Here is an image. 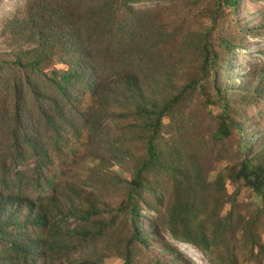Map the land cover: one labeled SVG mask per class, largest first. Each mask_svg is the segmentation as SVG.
Here are the masks:
<instances>
[{
    "label": "rangeland",
    "instance_id": "1",
    "mask_svg": "<svg viewBox=\"0 0 264 264\" xmlns=\"http://www.w3.org/2000/svg\"><path fill=\"white\" fill-rule=\"evenodd\" d=\"M31 2L0 0V64L14 61L18 47L26 46L16 28ZM134 8L149 48L146 87L155 91L159 107L180 99L158 129L161 162L143 174L144 191L131 203L140 210L146 240L130 246L132 264H264V195L239 172L246 157L264 165V0H239L236 6L223 0H142ZM223 98L230 103L232 130L219 140ZM76 106L66 107L62 135L35 130L50 154L48 187L44 181L31 185L37 164L31 153L27 163L11 169L22 172L26 194L49 213L40 231L47 243L60 240L50 245L49 259L36 264H124L134 227L123 206L130 181L149 158L152 132L131 103L108 104L101 115L94 100L84 101V113ZM4 137L6 129L0 141ZM7 147L0 142V152ZM185 201L196 218L188 226L214 236L211 249L171 237L167 216ZM87 212L90 218L82 220ZM177 228L182 232L183 223Z\"/></svg>",
    "mask_w": 264,
    "mask_h": 264
},
{
    "label": "trees",
    "instance_id": "2",
    "mask_svg": "<svg viewBox=\"0 0 264 264\" xmlns=\"http://www.w3.org/2000/svg\"><path fill=\"white\" fill-rule=\"evenodd\" d=\"M137 1L142 0H32L25 19L17 24L18 41L24 40L26 46L18 47L14 61L0 64V94L4 95L0 97V130L7 132L0 142L8 144L7 151L0 152V264H36L43 256L48 260L50 245L60 241L47 243L40 231L47 227L49 213L37 208L26 194L22 172L19 177L11 169L27 163L31 153L37 162L31 185L44 181V188L48 187L52 183L46 177L50 154L44 137L35 130L45 128L62 135L69 122L66 107L80 105L79 113H84L86 99L94 100L100 115L108 104L122 108L131 103L135 116L144 118L151 129L149 158L130 181L128 202L123 206L132 214L134 227L124 264L133 262L129 248L135 241L146 243L140 233V210L131 203L144 191L143 174L161 162L155 139L163 116L180 96L159 107L155 91L146 87L143 67L149 48L142 36L141 15L134 8ZM223 1L230 6L239 3ZM60 66L66 69L59 70ZM6 71L17 75L7 79ZM78 89L83 93L75 94ZM221 102L225 112L215 132L219 140L232 130L230 103L226 98ZM3 103L7 108L1 109ZM242 164L240 176L264 195V165H255L248 157ZM192 206L185 201L170 209L168 231L177 241L209 250L214 236L188 226L196 220L189 213ZM86 214L82 220L90 218ZM180 222L182 232L177 228Z\"/></svg>",
    "mask_w": 264,
    "mask_h": 264
}]
</instances>
